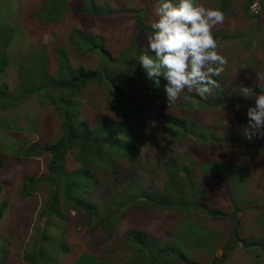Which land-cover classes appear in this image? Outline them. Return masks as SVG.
<instances>
[{"label":"rangeland","instance_id":"374dc122","mask_svg":"<svg viewBox=\"0 0 264 264\" xmlns=\"http://www.w3.org/2000/svg\"><path fill=\"white\" fill-rule=\"evenodd\" d=\"M48 1L0 0V206L4 212L0 220V238L9 239L13 222L17 223V233L7 243L3 264H26L24 255L29 251L34 230L38 227L37 216L50 199L47 187L29 195H26L25 187L27 179L47 175L52 155L38 153L26 158L23 150L29 145L53 144L62 135L57 110L43 102L42 94L26 97L20 104L13 100L27 86L19 72L24 68V73L28 72L34 54H44L46 45L65 49L75 67L99 69L103 62L99 54H80L71 46L69 39L77 29L103 37L113 58L118 60L119 54L129 47L133 35L137 34L136 17L132 11H145L146 22L151 26L156 20L154 7L158 3L156 0H96L98 5L107 4L116 10L110 21L82 14L81 0H70L64 21L48 25L37 15ZM254 2L194 0L195 4L206 9L222 10L225 15L224 22L215 25L212 31H219L224 35L223 39L226 37L218 44L217 51L227 64L221 74L212 79L220 83L228 97L243 100L239 109L237 104L229 106L224 102L225 106L217 109L199 107L195 110L199 123L212 127L219 139L205 155L191 141L171 142L162 125L166 115L187 114L184 107L189 101L187 94L197 96L195 91L185 90L171 107L167 105L164 91L152 103L148 81L140 80L134 73L136 85L132 94L147 110L146 118L139 120L132 115L123 117L118 108L110 107L107 92L102 87L90 85L80 98L85 120L90 124H94L97 118L107 124L119 122L138 138L141 146L136 165H131L125 158L116 160V167L122 175L133 173L143 186L163 191L168 179L162 166L167 159L179 162L192 160L197 167L205 169L199 171L195 168L193 177L196 197L205 205L203 209L173 211L139 205L134 212L122 218L111 238L95 235L89 230L85 232L82 242L96 253L103 264H130L133 252L126 234L131 230L154 237L160 245L185 249L182 250L186 253V260L166 264H211L216 259L222 264H264V135L257 134L251 139L245 137L247 109L255 106V99L251 96L244 98L238 92L241 85L252 88L256 94L261 91L257 87V74H264V0H259L260 11L256 15L251 10ZM57 33L55 38L50 36ZM141 40L145 42L147 35ZM215 40L218 41L217 38ZM149 51L152 52L150 48ZM47 57L50 72L55 75V53L47 51ZM129 57L134 58L131 54ZM213 97L214 91L206 100ZM32 137L33 141H29ZM110 177H104L109 186L100 192L121 188L119 184L115 186V178ZM233 203L239 207L240 236L250 241L249 245L235 242L234 223L229 217H211L204 211L207 207L230 216L234 213ZM71 213L74 217L75 213ZM67 245L72 254L62 256L61 264H72L76 257L78 248L74 246L71 235ZM56 247L55 244L52 246L55 250ZM85 253L91 255L90 251ZM3 256L4 244L0 241V262Z\"/></svg>","mask_w":264,"mask_h":264},{"label":"trees","instance_id":"16d2710c","mask_svg":"<svg viewBox=\"0 0 264 264\" xmlns=\"http://www.w3.org/2000/svg\"><path fill=\"white\" fill-rule=\"evenodd\" d=\"M175 1L171 0L172 3L178 4ZM69 2L70 0H49L37 15L44 18V22L48 25L64 21ZM81 2V13L91 18L112 21L116 15V10L110 5H98L96 0H81ZM132 12L136 17L137 34L133 35L129 47L119 54L118 60L113 58L103 37L77 29L72 32L69 39L71 46L80 54L88 52L99 54L103 59L99 69L87 70L83 66L75 67L65 49L59 46L53 49L50 45H46L47 49H43L44 54L38 52L34 54L32 58L34 61L29 65L28 72L24 73L23 66L20 68L22 71L19 73L24 77L23 80L27 86L22 89L21 95L14 96L13 100L20 104L26 97L42 94L43 102L57 110L62 131L61 137L53 144L29 145L28 148L22 149L25 151L26 158L38 153L52 155L47 175L42 174L38 178L26 180V195L46 187L50 194L49 201L37 216L38 227L34 230L30 249L24 255L26 264H61L62 256L72 254L67 245L70 235L74 246L78 248L72 264H103L96 253L91 248L85 247V243L82 242L88 230L91 233L95 232V235L101 234L111 238L122 218L129 212H134L133 210L139 205L147 206L149 209L164 208L173 211L201 209L205 206L196 197L197 190L193 179L196 175L195 168L205 171L204 168L197 167L192 160L179 162L167 159L162 166L168 179L164 190L150 189L143 186L135 174L122 175L116 167V160L122 158L129 161L131 165H136L141 146L138 138L119 122L107 124L101 118H97L94 124H90L85 120L80 98H83L85 90L90 85L104 88L110 107L118 108L123 117L129 118L132 115L137 120L145 119L147 110L132 94L136 85L134 73H137L140 80L148 81L149 98L152 103L157 101L164 91L167 81L160 77L159 86L155 85L153 81L146 78L137 62L141 54L147 53L153 58L155 54L149 51L146 45L147 40L140 41L152 32L151 26L146 22L145 11L135 9ZM212 35L218 40L217 48L220 41L226 40L219 31H212ZM50 36L55 38L58 33ZM47 51L55 53L57 61L55 75L50 72ZM129 54L134 58H130ZM213 91L215 97L209 100L188 93L189 101L184 105L187 114L166 115L162 119V125L167 130L171 142L191 141L205 155L210 147L219 141L212 127L199 123L195 110L199 107L217 109L225 104L240 106L243 100L231 99L222 88ZM32 139L33 137L29 141H33ZM200 165L205 167L202 163ZM105 176H111L110 179L115 178L114 185L119 184L121 188L100 192L102 188L109 186L107 181H104ZM1 192L0 186V195ZM233 208L234 213L230 216L220 210H210L207 207L204 211L211 217H229L234 223L235 242L246 245L250 241L240 236L239 207L233 203ZM71 211L75 213L74 217L71 216ZM3 213V206H0V220L3 218ZM16 225L17 223L13 222L14 228L10 232L9 239L0 238L1 243L4 244V256L0 264H3V260L6 259L7 243L17 233ZM71 228L74 231H71ZM126 236L133 252L130 264L181 263L186 260V253L182 250L184 249L182 246L172 248L160 245L154 237L137 230L129 231ZM260 238L257 237V239ZM54 244L58 246L56 250L52 248ZM229 249L234 250V248ZM87 251H90V256L86 255ZM228 251L227 249L225 257ZM52 253H59V256L51 255ZM221 262L216 259L211 264H222Z\"/></svg>","mask_w":264,"mask_h":264},{"label":"clouds","instance_id":"9594fccd","mask_svg":"<svg viewBox=\"0 0 264 264\" xmlns=\"http://www.w3.org/2000/svg\"><path fill=\"white\" fill-rule=\"evenodd\" d=\"M251 10L260 11L259 0H255ZM154 14L156 20L151 24L152 32L147 34V42L155 58L144 53L138 59L146 78L157 86L160 77L167 81L164 92L168 107L175 104L185 90L195 91L199 97L207 99L214 89L220 88V83L212 77L219 76L227 64L218 54L212 35L213 27L224 22V13L206 9L194 0H179L178 4L158 0ZM257 76L259 94L243 85L238 89L244 98L255 99V106L249 107L246 113L248 123L244 135L248 139L264 135V74Z\"/></svg>","mask_w":264,"mask_h":264},{"label":"built area","instance_id":"2783aa9c","mask_svg":"<svg viewBox=\"0 0 264 264\" xmlns=\"http://www.w3.org/2000/svg\"><path fill=\"white\" fill-rule=\"evenodd\" d=\"M253 12H254V11H253ZM254 13H255V15H256V14H259V12H254Z\"/></svg>","mask_w":264,"mask_h":264}]
</instances>
